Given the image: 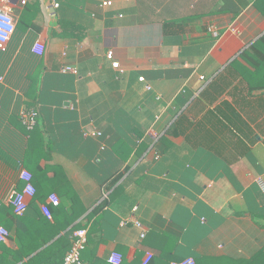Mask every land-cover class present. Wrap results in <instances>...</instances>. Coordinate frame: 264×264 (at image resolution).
Here are the masks:
<instances>
[{
	"label": "crops",
	"instance_id": "obj_1",
	"mask_svg": "<svg viewBox=\"0 0 264 264\" xmlns=\"http://www.w3.org/2000/svg\"><path fill=\"white\" fill-rule=\"evenodd\" d=\"M9 5L16 32L0 51V226L13 241L3 245L17 249L18 231L50 236L53 215L42 207L56 194L94 228L86 264H112L114 252L121 264H264V0ZM36 41L44 57L33 54ZM24 107L38 113L35 131L20 118ZM21 169L35 174L42 200L29 202L25 224L5 218L24 187ZM127 218L142 228L121 227Z\"/></svg>",
	"mask_w": 264,
	"mask_h": 264
},
{
	"label": "built area",
	"instance_id": "obj_2",
	"mask_svg": "<svg viewBox=\"0 0 264 264\" xmlns=\"http://www.w3.org/2000/svg\"><path fill=\"white\" fill-rule=\"evenodd\" d=\"M10 0H0V51L6 52L9 43L11 42L15 32H16V21L12 13V9L9 5ZM25 2H23L24 4ZM111 1H106L103 3L104 7L111 6ZM58 7L59 5H54ZM46 51V46L44 43L40 41H36L32 47L33 54L37 55L38 57H44ZM107 58L113 62L114 68H120V63L114 61V53L112 51L108 52ZM64 73H73L77 74L75 68L71 66L64 67L62 70ZM0 81H4V76H1ZM140 81L144 82L145 79L142 78ZM150 89V87H147ZM20 118L24 124V126L28 130H34L37 125V117L38 113L35 109L24 107L20 113ZM160 139L158 134L152 135V144L150 147V151H155L156 145ZM155 160H158L161 157L160 153H156L154 156ZM19 177L21 181L24 183V187L21 191H13V194L9 197L8 201L12 205L14 209V213L19 216L23 217L27 213L29 202L33 200L37 194V189L34 184V177L33 174L28 171L27 169H21ZM49 202L53 206H58L61 203L60 198L56 194H52L49 197ZM2 203L0 201V208ZM43 212L46 214L48 218H51V209L48 205L42 207ZM132 224L135 227L142 228V224L140 221L134 218H127L125 219L121 227H125L128 224ZM11 236V232L5 228L0 226V244L6 243ZM142 239L146 237V233L143 232L141 235ZM88 242V229L82 228L74 232L73 234V242L70 252L67 254L64 260V264H86L83 261L82 255L83 251L86 248ZM110 262L112 264H121L122 256L114 252L110 257ZM170 264H197L196 259L194 258H187L179 262H171Z\"/></svg>",
	"mask_w": 264,
	"mask_h": 264
},
{
	"label": "trees",
	"instance_id": "obj_3",
	"mask_svg": "<svg viewBox=\"0 0 264 264\" xmlns=\"http://www.w3.org/2000/svg\"><path fill=\"white\" fill-rule=\"evenodd\" d=\"M32 11L33 7L26 6L25 14H28ZM25 22V20H22V25L28 28L30 24H27ZM4 58V56L1 57L3 63H5L6 65V61L8 60ZM0 71L3 72L2 69ZM31 81V85L26 94L28 97V102H30L29 100L34 101V99H32L31 97H33V94L35 92V82L34 80ZM35 130L36 128L34 129V131ZM33 177L35 181V174H33ZM118 180L119 179L115 180L111 184V186L115 185ZM36 189L37 194L32 201H42L40 199L39 189L37 187ZM50 209L51 215H53L54 223L49 224V229H47V227L44 229V231L50 233V236L48 235V237L44 238L41 237L40 234H27L23 236L21 232L18 231L16 233V237L19 240V246L17 247V249L9 248L7 246H4L3 244H0V264H64L65 257L70 252L72 247L74 232L84 228L86 225L84 226L81 222H78L83 214L82 212L80 213L78 211L77 206H74L69 212L65 210V207L61 203L58 206L52 205ZM23 217L17 216L15 213H13V211H8L5 218L7 220L9 218L12 219L14 223H28L29 219L27 217ZM69 228H71V230L67 231ZM62 233L64 234L61 235ZM93 233L94 228L88 231V242L85 249H87L88 246L92 245ZM9 239L13 241L12 237H9ZM53 240L55 241L51 243V241Z\"/></svg>",
	"mask_w": 264,
	"mask_h": 264
},
{
	"label": "water",
	"instance_id": "obj_4",
	"mask_svg": "<svg viewBox=\"0 0 264 264\" xmlns=\"http://www.w3.org/2000/svg\"><path fill=\"white\" fill-rule=\"evenodd\" d=\"M49 9H50V12L52 13H54V12H56V10L54 9V6L53 5H49Z\"/></svg>",
	"mask_w": 264,
	"mask_h": 264
}]
</instances>
